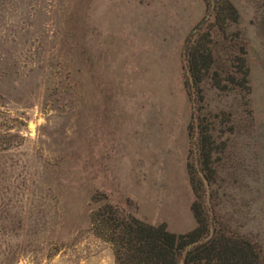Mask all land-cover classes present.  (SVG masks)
Wrapping results in <instances>:
<instances>
[{"label":"rangeland","instance_id":"rangeland-1","mask_svg":"<svg viewBox=\"0 0 264 264\" xmlns=\"http://www.w3.org/2000/svg\"><path fill=\"white\" fill-rule=\"evenodd\" d=\"M221 1L220 24L216 0H0V264H115L106 200L188 231L196 171L264 250V0ZM242 37L246 84L186 78L189 43L217 38L234 70Z\"/></svg>","mask_w":264,"mask_h":264},{"label":"trees","instance_id":"trees-1","mask_svg":"<svg viewBox=\"0 0 264 264\" xmlns=\"http://www.w3.org/2000/svg\"><path fill=\"white\" fill-rule=\"evenodd\" d=\"M229 5L231 22L237 25L238 9L232 3ZM226 12L223 2L216 0L211 12L215 21L221 24L227 17ZM260 21L264 23V13H261ZM209 41H213L212 45L192 42L186 47V78H198L202 69L206 72L213 66L220 81L226 67L229 74L225 79L240 86L246 84L248 65L244 37L228 46L229 52L236 54L234 70L220 58L222 45L216 47L217 38ZM207 176L205 171L201 176L200 171L191 172L190 179L197 196L191 208L197 224L185 232L171 231L164 223L147 222L107 200L93 209L90 214L92 228L96 235L111 244L115 264H264L262 245L250 235L232 228L228 220L219 217L214 207L201 201L203 195L197 182L207 184Z\"/></svg>","mask_w":264,"mask_h":264}]
</instances>
